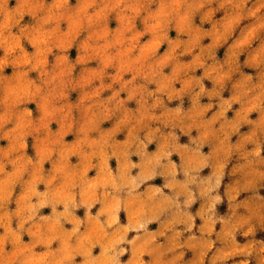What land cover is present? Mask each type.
<instances>
[{
	"label": "clouds",
	"instance_id": "clouds-1",
	"mask_svg": "<svg viewBox=\"0 0 264 264\" xmlns=\"http://www.w3.org/2000/svg\"><path fill=\"white\" fill-rule=\"evenodd\" d=\"M246 3L0 0V264H264V240L255 239L264 231V42L239 61L264 29V0L245 13ZM237 156L232 174L241 179L225 190L228 214L218 215Z\"/></svg>",
	"mask_w": 264,
	"mask_h": 264
},
{
	"label": "rangeland",
	"instance_id": "rangeland-1",
	"mask_svg": "<svg viewBox=\"0 0 264 264\" xmlns=\"http://www.w3.org/2000/svg\"><path fill=\"white\" fill-rule=\"evenodd\" d=\"M256 2H257V0H247V3L245 4V9H244L245 13L247 12L248 9H250V8H252V7L255 6ZM72 3L74 4V3H75V0H72ZM212 6H213V7H216L215 4H213ZM153 7H154V6H153ZM223 14H224L223 10H222L221 12H218V13L216 14V16L214 17V19H221V18L223 17ZM258 15H264V9H261V12L258 13ZM25 22H28V18H27V17H25ZM197 23H199L198 20H197ZM255 23H256V19H255L254 17H253V18H245V19H243V20L241 21L240 25H238L237 28L235 29V34H234V36L228 41V44H227V45H224V46H222L221 48L218 49V51H217V58H218L219 60L223 61V60L225 59L226 55H227V52H228V46H230V45H231L232 43H234L236 40L241 39V38H242V35H241V34H242V33H246V31H247L251 26H253ZM115 26H116V25H115V22H112V23L110 24V27H113V28H114ZM203 27L207 30V29H209V28L211 27V25H210V24H205ZM137 28L140 29V30H142V25L139 23V21L137 22ZM170 37H171V38H175V37H176V34H175L174 31H173V32H170ZM181 38H184V37H181ZM147 39H148L147 36L143 37V38H142V42L145 41V40H147ZM261 42H264V29L258 31V33H257V35H256V38H255V40L252 42V44L249 45V46H246V47L244 48V50H243V54L239 57V61H240L241 64H243V62H244V60H245L246 58H250L252 55H254L256 49L259 47V45H260ZM202 43L206 45V44L210 43V40L205 39ZM25 47H26V49H27L28 51H32L31 47L28 46L26 43H25ZM166 47H167V45L162 46L161 49H160V52L162 53V52L166 49ZM76 55H77V52H76V49H75V48H73V49H71V50L69 51L70 59H73V60H74L75 57H76ZM52 59H53L52 57H49V60H50V61H51ZM183 59H184L185 61H187V60H190L191 57H184ZM92 66H95V65L93 64ZM78 70H79V69H77V71H78ZM165 71H167V69H166ZM244 71H245V72H248V73H250V74L255 75L254 70L244 69ZM10 72H11V69H6V74H10ZM201 74H202L201 71H197V72H196V75H197V76H199V75H201ZM31 75H32L33 78H34L36 74L33 73V74H31ZM126 78H127V77H126ZM204 83H205V86H206L207 88L210 89V88L212 87V84H211L210 81L205 80ZM177 87H179V85H177ZM109 94H110V93H105L104 95H109ZM230 94H231V86L228 85L227 90L223 93V96H224V98H228V97L230 96ZM123 95H124V94H121L122 98H123ZM76 99H77V94H76V93H73V94L71 95V100H72L73 102H75ZM202 102H203V103H206L207 100L204 99V100H202ZM176 103H178V102L174 101V102H173L172 104H170L169 106H173V107H174V106L176 105ZM214 103H215V101H214ZM128 106H129V107H133V108L135 107V105H134L133 103H130ZM188 106H189V101H188L187 98H186V99H185V107H188ZM28 107H30V108L33 110L34 115H38V113L36 112V109H35V106H34V105H29ZM238 107H239L238 105H233V111H229V112L227 113L228 118H232V116H233V114H234V110H236ZM215 110H216V109L213 108V109L208 113V115H211L212 112H214ZM250 118L255 119V118H256V114H255V113L252 114V116H251ZM103 126H104V127H109L110 125H109V124H105V125H103ZM51 127L53 128V130L56 129V125H55V124H53ZM248 130H249L248 127H243V128L241 129V133H245V132H247ZM195 134H196L195 132L192 133V135H195ZM117 138H118V139H123L124 137H123V135H120V136H118ZM72 139H73V137H72L71 135H69L68 137H66V140H68V141H71ZM237 139H238L237 136H233V137H232V142L235 143ZM180 142H181V143H186V142H187V137L180 136ZM31 143H32V141H31V139H29V148H28V154H29V155H33V154H34L32 148H31ZM247 147L250 149V148L252 147V145H248ZM154 149H155V145H151V146H149V151H153ZM204 151L207 152V151H208V148H205ZM261 155L264 156V146H262V152H261ZM172 159H173L175 162L179 163L178 157L173 156ZM133 160L135 161L136 158L133 157ZM73 162H75V158H73ZM110 163H111V166H112L113 169H114V168H115V161H112V162H110ZM241 163H243V161L240 160L238 156H237V157H234L233 160L230 162V164H229L227 170H226L228 174L226 175L224 181H222V186H221V188H220V190H219V192H220V194H221V196H222V198H223V202L221 203V205H218V206H217V213H218V215H227V214H228V209H227V199H226V197L224 196V193H225L226 188H227L229 185H231L232 183H234L236 180H240V179H241V174H240V173L232 174V168H233V167H238V165L241 164ZM45 167L48 168L49 165L46 164ZM209 171H210V170L205 169V170H204V173H202V174L206 175V174H208ZM133 174H135V170H134ZM90 175H94V173H90ZM150 183H153V184H155V185H157V186H160V185L162 184L161 179H159V178L156 179L155 181L150 182ZM262 183H264V182H262ZM41 187H42V189H43V186H42V185H41ZM141 190H143V188H142ZM165 191H167V190H165ZM246 195H247V194H241V196H240L238 199H244ZM261 195H264V191L261 192ZM97 207H98V206H97ZM198 207H199V204L194 205L193 208L191 209V211L194 213V212L198 209ZM95 210H96V209H93V213L95 212ZM43 211H44V214H45V215H47V214L50 213V209H44ZM77 215L83 217V210H82V209L79 210V211L77 212ZM120 218H121V220H123V223L126 222V218H125L124 213L121 214ZM195 223H196V227L198 228L199 225L201 224V221L197 218L196 221H195ZM155 225H156V224H155ZM155 229H156V228H155ZM219 229H220V225L217 224V225H216V231H219ZM194 231H196V229H194ZM131 235H132V234H130V237H131ZM130 237H129V238H130ZM214 238H215V237H213V239H214ZM255 239H258V240H264V231H258L257 234H256ZM237 241H238L239 243H242V244H243V243H246V242H247V238H244V237H242V236H240V235H237ZM217 246H219V245H217ZM190 257H191V253H188V254L186 255V259H188V258H190ZM122 259H125V260H126V259H127V255H126L125 257H123ZM240 259H243V257H236V258H234L233 260L228 261L227 264H237V261H239Z\"/></svg>",
	"mask_w": 264,
	"mask_h": 264
},
{
	"label": "crops",
	"instance_id": "crops-1",
	"mask_svg": "<svg viewBox=\"0 0 264 264\" xmlns=\"http://www.w3.org/2000/svg\"><path fill=\"white\" fill-rule=\"evenodd\" d=\"M161 182H162V180H161ZM40 190H43L41 186H40ZM12 207H14V205H13ZM42 214H44V211H43V210H42ZM121 214H122V213H121ZM121 214H120V216H121ZM121 222L123 223V220H121ZM65 227H71V226H70V225H65ZM149 227H150V230H156L155 228H157L158 226L155 225V224H152V225H150ZM24 239H25V241H27L28 237L25 236ZM53 246L55 247V245H53ZM38 250H39V249H38ZM98 251H99L98 249L95 250V252H98ZM146 259H147V258H146Z\"/></svg>",
	"mask_w": 264,
	"mask_h": 264
}]
</instances>
